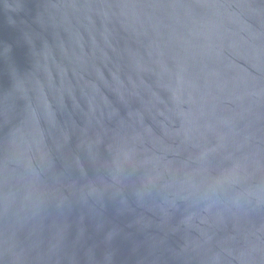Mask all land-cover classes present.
I'll list each match as a JSON object with an SVG mask.
<instances>
[{"label":"water","instance_id":"obj_1","mask_svg":"<svg viewBox=\"0 0 264 264\" xmlns=\"http://www.w3.org/2000/svg\"><path fill=\"white\" fill-rule=\"evenodd\" d=\"M0 264H264V0H0Z\"/></svg>","mask_w":264,"mask_h":264}]
</instances>
